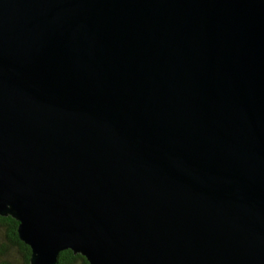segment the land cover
Listing matches in <instances>:
<instances>
[{
    "label": "water",
    "instance_id": "water-1",
    "mask_svg": "<svg viewBox=\"0 0 264 264\" xmlns=\"http://www.w3.org/2000/svg\"><path fill=\"white\" fill-rule=\"evenodd\" d=\"M0 216L29 264H264V0H0Z\"/></svg>",
    "mask_w": 264,
    "mask_h": 264
},
{
    "label": "trees",
    "instance_id": "trees-1",
    "mask_svg": "<svg viewBox=\"0 0 264 264\" xmlns=\"http://www.w3.org/2000/svg\"><path fill=\"white\" fill-rule=\"evenodd\" d=\"M17 224V221L10 216H0V226L4 227L6 243L18 250L22 256L23 264H29L30 248L18 238L16 232ZM77 260H80L82 264H88L82 255L74 254L67 249L58 254L56 264H75Z\"/></svg>",
    "mask_w": 264,
    "mask_h": 264
},
{
    "label": "rangeland",
    "instance_id": "rangeland-1",
    "mask_svg": "<svg viewBox=\"0 0 264 264\" xmlns=\"http://www.w3.org/2000/svg\"><path fill=\"white\" fill-rule=\"evenodd\" d=\"M4 233V227L0 226V264H23L21 254L15 247L6 243ZM75 264H82V262L77 260Z\"/></svg>",
    "mask_w": 264,
    "mask_h": 264
}]
</instances>
